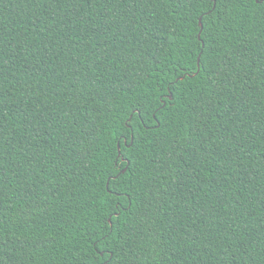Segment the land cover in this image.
Masks as SVG:
<instances>
[{
    "label": "trees",
    "instance_id": "16d2710c",
    "mask_svg": "<svg viewBox=\"0 0 264 264\" xmlns=\"http://www.w3.org/2000/svg\"><path fill=\"white\" fill-rule=\"evenodd\" d=\"M0 264H264V2L0 0Z\"/></svg>",
    "mask_w": 264,
    "mask_h": 264
},
{
    "label": "water",
    "instance_id": "95a60500",
    "mask_svg": "<svg viewBox=\"0 0 264 264\" xmlns=\"http://www.w3.org/2000/svg\"><path fill=\"white\" fill-rule=\"evenodd\" d=\"M200 25H201V32H202V29H203L202 18L200 19ZM199 70H200V57H199Z\"/></svg>",
    "mask_w": 264,
    "mask_h": 264
},
{
    "label": "snow or ice",
    "instance_id": "6c2138e0",
    "mask_svg": "<svg viewBox=\"0 0 264 264\" xmlns=\"http://www.w3.org/2000/svg\"><path fill=\"white\" fill-rule=\"evenodd\" d=\"M261 2H264V0H261Z\"/></svg>",
    "mask_w": 264,
    "mask_h": 264
}]
</instances>
